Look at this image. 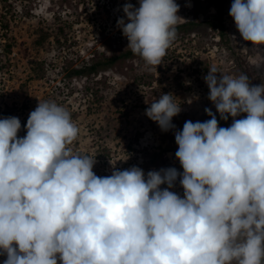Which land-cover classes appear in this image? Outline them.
<instances>
[{
  "label": "clouds",
  "instance_id": "9594fccd",
  "mask_svg": "<svg viewBox=\"0 0 264 264\" xmlns=\"http://www.w3.org/2000/svg\"><path fill=\"white\" fill-rule=\"evenodd\" d=\"M122 11L127 48L160 65L180 5L139 0ZM229 15L244 41L264 46V0H233ZM204 80L220 119L233 121L220 127L205 108L210 119L175 131L182 173L132 166L96 175V160L69 147L79 128L54 101L30 112L23 137L19 118H0L3 264H264V83L214 66ZM175 98L162 94L145 110L164 132L182 110ZM178 177L183 196L171 190Z\"/></svg>",
  "mask_w": 264,
  "mask_h": 264
},
{
  "label": "rangeland",
  "instance_id": "374dc122",
  "mask_svg": "<svg viewBox=\"0 0 264 264\" xmlns=\"http://www.w3.org/2000/svg\"><path fill=\"white\" fill-rule=\"evenodd\" d=\"M175 2L183 18L177 25L199 24L176 34L160 65L146 66L136 56L96 74L73 77L70 70L84 63L131 51L117 20L125 17V3L139 7V0H0V118H19L18 137H23L30 112L39 102L54 101L71 113L79 128L69 147L96 160V175L109 176L114 169L132 166L145 174L168 167L182 173L175 157V131L182 130L186 121L208 120L205 108L219 118L220 127L233 121L231 116L220 119L208 99L204 77L209 68L229 75L243 73L252 85H260L264 46H253L240 36L229 15L233 0L223 5L225 39L214 28L220 21L218 0ZM7 22L5 31L2 26ZM6 40L14 44L11 54L2 53ZM168 93L182 110L173 117L176 128L164 132L145 110ZM171 190L183 196L179 177ZM5 259L0 255V264Z\"/></svg>",
  "mask_w": 264,
  "mask_h": 264
},
{
  "label": "trees",
  "instance_id": "16d2710c",
  "mask_svg": "<svg viewBox=\"0 0 264 264\" xmlns=\"http://www.w3.org/2000/svg\"><path fill=\"white\" fill-rule=\"evenodd\" d=\"M225 2H226V0H218V3L221 5V7L218 10L219 15H220V21L218 24L214 25V28L219 29V35L223 39H225L227 36L226 28H225V25L223 24V21H222L223 15H224L223 5L225 4ZM197 24H199V23L196 21H189V22H185L183 24L177 25L176 26V32L178 33L183 29H186V30L191 29V28L195 27ZM2 28H3V30L8 31L9 30V23L8 22L5 23L2 26ZM60 31H61L60 33L63 34L65 30L63 28H60ZM13 48H14V44L12 42H9L8 40H6V42L3 46V49H2V53L11 54ZM26 50H27V48H26ZM136 56H138V55L133 54L132 51H127V52L122 53V54H112L111 56L106 57L103 60H99L96 62L92 61L89 64L84 63V65L81 68L70 70L69 75L73 76V77L90 76L92 74H96V73L100 72L101 70L111 68V67L117 65L120 61H123L124 59H131V58L136 57ZM217 120H218V124H219L220 123L219 118H217ZM25 130H26V128H25Z\"/></svg>",
  "mask_w": 264,
  "mask_h": 264
}]
</instances>
